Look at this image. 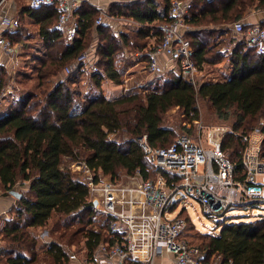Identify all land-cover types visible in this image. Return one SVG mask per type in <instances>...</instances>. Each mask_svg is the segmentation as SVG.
Listing matches in <instances>:
<instances>
[{
	"label": "trees",
	"instance_id": "trees-1",
	"mask_svg": "<svg viewBox=\"0 0 264 264\" xmlns=\"http://www.w3.org/2000/svg\"><path fill=\"white\" fill-rule=\"evenodd\" d=\"M171 1L113 3L109 13L129 19L119 34L104 23L96 27L100 11L84 5L78 10L79 36L72 40L58 27L55 5L33 7L27 0L19 5V26L3 34L15 41L34 24L46 54L36 55L31 71L20 67L14 71L11 63L0 60V186L4 191L19 187L21 194V207L10 210L13 214L2 234L1 264H36L43 257L55 264H69L67 246L81 234L90 256L99 245L113 244L118 237L109 229L111 218L94 211L88 185L71 164L84 161L92 170L113 178L137 171L144 179L156 176L158 168L138 138L147 135L152 146L171 144L178 136L164 115L173 108L194 124L201 116L198 102L204 99L219 119L232 118L240 135L227 133L223 149L236 163L237 178L244 179V135L257 127L264 133V52L248 47L242 38L229 53L232 69L213 70V78L199 86L171 70L160 74L144 92L116 99L105 95V78L122 84L126 66L148 60L162 42L163 24L171 18ZM256 2L264 7V0H192L187 19L192 27L184 34L201 69L225 58L221 51L228 40H224L225 32ZM95 33L99 36V71L87 73L78 65L63 75L65 66L75 64L82 52L90 50L89 40ZM151 38H155L153 43ZM126 51L141 55L122 65ZM35 69L38 73L32 75ZM19 75L34 83L11 99L9 87L23 82ZM80 83L84 88L78 87ZM180 215L188 221L184 237L197 245L188 234L196 227L190 214L182 209ZM217 224L222 227L220 232H203L205 239L198 245L206 254L203 264H264V215L239 222L220 219ZM40 228L54 239L47 241ZM128 264L140 262L130 259Z\"/></svg>",
	"mask_w": 264,
	"mask_h": 264
},
{
	"label": "built area",
	"instance_id": "built-area-1",
	"mask_svg": "<svg viewBox=\"0 0 264 264\" xmlns=\"http://www.w3.org/2000/svg\"><path fill=\"white\" fill-rule=\"evenodd\" d=\"M29 4L33 7L55 5L59 10L58 27L71 40L79 36L80 0H29ZM192 7V0L171 1V18L163 24L162 42L150 52L145 64L153 75L166 73V66L160 58L166 55L167 62H173L175 73L199 86L208 77L194 59L193 45L184 34L192 27L187 20ZM104 17L105 13H100L96 24H103ZM19 24L17 17L4 15L0 19V27L5 29H15ZM234 30L248 47L264 52L262 24L245 25L238 20L234 23ZM0 47L10 58L14 70L20 61V45L0 33ZM78 65L90 72L99 71L96 53L82 52L76 63L67 67L66 74ZM194 124V134L179 135L167 146H152L147 135L138 138L148 159L158 168L152 178L144 179L140 171L126 178H113L92 170L84 161L71 164L88 185V199L94 211L111 218L109 229L118 239L113 244L99 245L92 256L87 253L86 246L70 243L67 246L70 262L128 264L132 259L140 264H154L158 256L169 253L173 257L170 264H203L205 252L184 237L187 219L180 213L171 217L177 202L188 196L196 198L205 214L214 218L216 223L224 219V214L231 208L264 202V133L261 128L244 135L247 141L243 154L246 175L239 179L236 163L223 149V140L227 133H240L226 124L206 126L201 120ZM10 217L7 213L0 215V243ZM41 264L55 263L42 261Z\"/></svg>",
	"mask_w": 264,
	"mask_h": 264
},
{
	"label": "rangeland",
	"instance_id": "rangeland-1",
	"mask_svg": "<svg viewBox=\"0 0 264 264\" xmlns=\"http://www.w3.org/2000/svg\"><path fill=\"white\" fill-rule=\"evenodd\" d=\"M13 1H16L19 5L21 3L26 2V0H13ZM37 28H38V26H36V25H28V27H26V30L22 33V35L21 36L19 35L17 37L19 39H17L15 37L16 43L20 45V48H19V59H20V61H19V64L16 68L18 69V67H20L21 71H31L32 60L34 58H36V55H40L41 57H45L46 47L44 46V43L42 42V40L38 37V32H37L38 29ZM227 37H228V40H232V41L238 40L237 38H235L234 34H229V36H227ZM92 43H95L98 45L99 44V38L95 39L94 37L93 38L91 37V39L89 40L90 46H92ZM222 44L224 45V43H222ZM140 55H141V52H139L138 55H136V54L135 55H127L126 54V55H124V58L122 59L123 61H121V64L124 65L126 63V61H132L134 59H138V56H140ZM136 62L133 61V62H131V64H134ZM131 64H128L126 66L125 73H124V80L129 79L128 80L129 82L125 86V91H126L125 94L128 93L129 91H136L134 89H136V87L138 85H145V84L151 83V82L155 83L156 78L158 76H160V75L150 74L147 70H146L147 71L146 72L144 69V65L142 63H140L138 66H135L132 69H128L129 65H131ZM67 66H65L63 69V75H65V76L67 75L66 74ZM15 69H14V71H15ZM136 69H138V71ZM14 73H13V75H14ZM36 73H38V69L37 70L35 69L31 72L32 75H36ZM87 73H90V71H88ZM205 73H206L207 77L209 76V77L213 78L212 76L214 75V73H213L211 67H208L207 69H205ZM142 76H144L145 78L141 80ZM19 77L21 78V80H23V82L22 83L16 82V84L12 83V86L9 87L11 89V93H9L11 99H13L14 97H18L24 88L25 89L30 88L32 83H34L32 79L27 81L25 79V76L19 75ZM85 81H86V79H85ZM81 85L82 84L80 83L78 87L84 88V86H81ZM106 88H107V90L109 89V87H106ZM143 89H144L143 87L141 89L137 88L138 91L144 92ZM120 94L121 93L116 94V95H120ZM109 95L110 96H116L113 94H109ZM198 106H199L200 114H201L200 120H201V123L203 125L208 126V125H213V124H226V125L233 127L232 126L233 125V119L232 118H230V119H219L207 100L200 99L198 102ZM164 118H165L166 124L175 128V131H176L175 136H179V135H182L184 133L194 134L196 131L195 124L194 125L190 124L187 122V120H184V118L182 117V114L180 113L178 108H173L170 111H168L164 115ZM126 176H127L126 174H123L121 177L126 178ZM17 189L19 190L20 188L17 187ZM12 191H17V190L13 188L11 191L10 190L4 191L2 189V187L0 186V193L8 194L10 192L12 193ZM253 205H248L247 207L238 206V207L231 208V209L226 211L223 218L226 219L228 222H235V221L239 222V221L254 219L258 215H264V202H259V203L253 204ZM16 207L18 208L19 206L16 205ZM182 209H186L188 211V213L190 214L194 224L196 225V227L194 229H190V231H188V234L190 236L189 238L195 244L201 245V242L205 239L202 235L203 232H210V233H214V232L219 233L220 232L222 227L216 223L214 218H211L210 216L205 214L203 207H202V204L196 198H194L192 196L181 198L177 202L176 208L171 213V217L177 216L178 213H180ZM10 210H9V212H10V216H11L13 213ZM186 213L187 212H185L184 215H186ZM47 231L48 230L45 228L39 229V233L41 234L42 237L47 239V241L53 240L54 238L50 235V233L48 235ZM81 236H82V234L80 236H78L77 238L79 239V238H81ZM6 241L8 242V240H6V238L5 239L3 238V243L6 244ZM82 241H83V238H82ZM78 242L79 243H77V245H79V247H81V244H80L81 241L79 240ZM71 249L73 250V246H71ZM42 261L51 262L49 258L43 257L36 264H41Z\"/></svg>",
	"mask_w": 264,
	"mask_h": 264
},
{
	"label": "crops",
	"instance_id": "crops-1",
	"mask_svg": "<svg viewBox=\"0 0 264 264\" xmlns=\"http://www.w3.org/2000/svg\"><path fill=\"white\" fill-rule=\"evenodd\" d=\"M1 1L2 0H0V2ZM80 1H81L80 8L83 7L84 5H86V6L88 5L90 7L98 9L100 11L99 13L104 12L105 13L104 24L107 25L108 28L110 30H112L113 32H115L116 34H119L121 31H123L125 29L126 24L129 22V19L127 17H125V16H119V15L110 14L109 13L110 6L113 3H115V2H131V1H136V0H80ZM157 1H161V0H157ZM27 4H29V0H27ZM20 12H21L20 6H19V4L16 1L5 0L2 4H0V19L4 15H8V16H11V17H17L18 18V16H20ZM240 20L243 21L245 23V25L253 24V23H260V24H262L264 26V7L258 6V2H256L253 6H251L247 10L246 14ZM234 23L229 25L230 31L229 32H227V31L225 32L224 40L227 39V36H229V34H234L235 38H237L238 40L240 39V37L236 34V32L234 30ZM31 25H34V24H31ZM222 26H223V28L226 29V27L228 25H222ZM96 27H97V24H96ZM214 27H216V26H214ZM15 29H8V28L5 29V28L0 27V33H4L6 30H10L11 32H13V30H15ZM38 37H39V33H38ZM94 38L95 39L99 38L97 33H95ZM154 39L155 38H151L150 39V43H153ZM238 40L237 41L236 40H234V41L226 40L225 42H223L224 45H223L221 51L225 53V58L221 62L215 64L214 66H210L208 64H204V70L207 69L208 67H211L212 71L217 69V71L224 70L226 72H229L232 69V66H233L231 64V62H230V54L229 53L232 51L233 47L236 45ZM96 45L97 44L92 43V46L90 47L89 52H91L92 54L96 53ZM126 53H127V55H135V54L138 55L139 51L135 52V53H129L128 51H126ZM160 58H161V63H163V65L166 66V72H168L170 70H174L173 69V66H174L173 62L172 61L171 62H167L168 56L161 55ZM0 60H3V61L5 60V62H9L10 63V58L7 56V54H5L3 52L1 47H0ZM140 63H142L144 65V69L146 71L147 69H146L145 61H140V62L137 61L136 63L129 65L128 69H132L135 66H138ZM136 70L138 71V69H136ZM144 78L145 77L142 76L141 80L144 79ZM208 78H209V76H208ZM128 80L129 79H127V80L125 79L122 84H117V83L113 82L111 79L105 78L103 80V89H104L105 95L108 98H111V99H116V98L122 97L123 95H125V92H126L125 91V86L129 82ZM153 83L154 82L147 83L145 85H138L136 87V89H134V90L138 91L137 88L141 89L142 87L143 88H145L147 86L150 87ZM106 87H109V89L107 90ZM143 90L145 91V89H143ZM10 91H11V89H9L8 93H11ZM136 91H129L128 93H130V92L133 93V92H136ZM119 93H121V94L120 95H116V94H119ZM109 94H113V95H116V96H110ZM14 189L18 190L17 188H14ZM16 205L21 207V203H20V200H19L18 197L13 195L11 192L8 193V194L0 193V215L5 214V213L10 215L9 210L12 209ZM82 238H83V241H82ZM79 240L81 241V243H80L81 246L84 247L85 246L84 236H81V238H79V239L76 238L72 242V244L76 245L77 243H79L78 242ZM0 248H1V244H0ZM1 256H2V254H0V257ZM172 258L173 257H172L171 254L164 253L163 255L158 256L155 259L154 264H170L171 261H172ZM69 264H80V262L79 261H71V262H69ZM106 264H110V263H106Z\"/></svg>",
	"mask_w": 264,
	"mask_h": 264
},
{
	"label": "water",
	"instance_id": "water-1",
	"mask_svg": "<svg viewBox=\"0 0 264 264\" xmlns=\"http://www.w3.org/2000/svg\"><path fill=\"white\" fill-rule=\"evenodd\" d=\"M12 193H13L15 196H17V197H20V196H21V194H20L19 192H17V191H12Z\"/></svg>",
	"mask_w": 264,
	"mask_h": 264
}]
</instances>
